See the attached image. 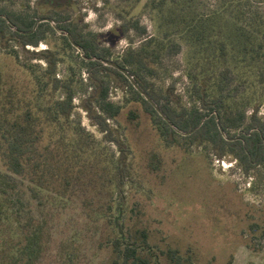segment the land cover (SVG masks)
<instances>
[{"label":"trees","instance_id":"16d2710c","mask_svg":"<svg viewBox=\"0 0 264 264\" xmlns=\"http://www.w3.org/2000/svg\"><path fill=\"white\" fill-rule=\"evenodd\" d=\"M139 1L117 0L121 4L116 10L120 37L129 44L114 59L113 49L101 45L96 33L63 13L71 0H37L34 7L30 0L18 6L14 0H0V52L13 59L30 79L26 87L0 72V264H44L52 256L53 209L67 206L86 183L101 189L95 190L96 198L83 200L82 207L89 219L92 215L101 218L98 213L102 210L114 230L108 244L112 264H197L189 250L152 246L144 228L121 236L107 215L113 210L114 196L122 201L127 171L123 162L129 151L108 124H118L123 109L109 98L110 75L127 87L129 100L141 104L166 148L188 150L201 144L217 159L234 158L245 174L256 170L264 183V117H258V105L247 111L252 85L264 81V12L246 10L243 0H221L212 14L195 16L186 0H150L145 7L165 21L166 29L158 37L149 35L140 17L133 14ZM43 8L49 14L40 13ZM40 19L52 20L60 34L49 22L34 29ZM231 19L250 29L238 25L229 31ZM132 36L139 39L138 45L133 46ZM8 42L14 45L4 47ZM41 42L53 45L34 52L45 60V67L23 64L16 47L36 50ZM183 46L190 54L185 73L192 99L188 106L174 104L148 80L157 74L164 59L178 55ZM235 57L240 58L237 61ZM64 58L70 64L67 75L60 78L57 67ZM77 60L87 73L86 84L72 65ZM100 60L113 61L127 70L167 121L122 73ZM88 90L91 93L83 109L103 135L101 143L114 146L115 160L103 158L101 144L94 145L93 136L81 126L75 112L76 95ZM131 117L136 116L131 113ZM103 192L108 202L98 197ZM259 228L257 223L250 226L252 234ZM253 238L264 242V227Z\"/></svg>","mask_w":264,"mask_h":264},{"label":"rangeland","instance_id":"374dc122","mask_svg":"<svg viewBox=\"0 0 264 264\" xmlns=\"http://www.w3.org/2000/svg\"><path fill=\"white\" fill-rule=\"evenodd\" d=\"M14 1L18 6L24 0ZM36 1L30 0V6L34 7ZM71 1L70 6L63 8V13L96 33L99 43L112 48L113 58H118L129 44L128 40L120 37L118 29L120 23L116 10L121 4L117 0ZM148 1L140 0L133 14L140 17L141 25L146 26L149 35L161 37L166 29L165 21L145 7ZM220 1L186 0V3L193 15L205 16L212 14ZM242 2L246 10L264 12V0ZM40 13L49 14V11L43 8ZM238 25L242 29H250L247 24L231 19L229 31H234ZM174 37L179 40V37ZM131 39L133 46L138 45V38L132 36ZM10 45L14 43L8 42L4 47ZM52 46L41 42L36 50L31 47L24 50L19 46L16 49L23 64H38L44 68L45 60L35 56L34 52L48 50ZM189 55L187 47L183 46L178 55L164 59L157 74L148 78L157 92L169 95L174 104L179 102L183 106L192 101L188 97L189 83L185 76ZM239 58L234 59L238 61ZM235 60L230 61L235 64ZM75 63H72L75 71L80 73L82 82L86 84L85 69L78 60ZM69 64L66 58L59 63L57 74L60 78L67 75ZM0 72L9 74L26 87L30 86L28 75L3 51L0 52ZM109 80V98L122 105L123 109L118 124L112 121L108 124L115 136H121L129 150L123 162L127 171L122 184V201L114 196L113 210L107 213L121 236L125 231L132 233L144 228L150 235L152 246L161 250L167 245L181 252L189 250L197 264H264V242L253 238L258 237L264 227V183L259 181L257 171L245 174L231 156L217 159L213 154L208 155L198 143L188 150L166 148L141 104L129 100L127 87L114 75H110ZM252 87L247 111L258 105V117H264V81L256 82ZM90 93L88 90L76 95L75 112L81 126L93 136L94 145L101 144L103 158L115 160L114 146L101 143L103 135L83 109ZM131 113L136 117H131ZM86 185L76 190L63 209H53L50 218L52 256L44 264H112L108 244L114 230L104 220L102 210L98 213L101 218L92 215L89 219L82 207L83 200L96 198L98 192L95 190L101 189L99 185ZM104 193L98 197L102 202H108L109 197ZM254 223L260 228L252 234L250 226ZM66 243L70 245L63 248L61 244Z\"/></svg>","mask_w":264,"mask_h":264},{"label":"water","instance_id":"95a60500","mask_svg":"<svg viewBox=\"0 0 264 264\" xmlns=\"http://www.w3.org/2000/svg\"><path fill=\"white\" fill-rule=\"evenodd\" d=\"M41 22H49L57 32L58 29L56 28L55 26V23L50 20V19H40L38 20L35 25H34V29L36 28V26L41 23ZM69 41L71 42V44L79 51L81 52V49L75 45L71 39V37L69 35H67ZM104 65L106 66H109V67H112V68H115L116 70H118L120 73H122L126 78L127 80L130 82V84L133 86V88L138 92L140 93V95L147 101L151 104V106L158 112V114L165 120L167 121V118L163 115V113L159 110V108L156 106V104L152 101V99L141 89V87L138 85V83L133 79V77L129 74V72L121 67H119L116 63H114L113 61H105V60H100ZM220 132L223 136L224 133L222 131V129L220 128Z\"/></svg>","mask_w":264,"mask_h":264}]
</instances>
